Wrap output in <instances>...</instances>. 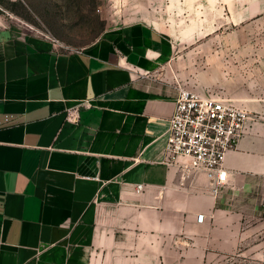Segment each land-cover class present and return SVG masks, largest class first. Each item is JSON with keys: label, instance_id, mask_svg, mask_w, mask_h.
Segmentation results:
<instances>
[{"label": "crops", "instance_id": "0c3cea01", "mask_svg": "<svg viewBox=\"0 0 264 264\" xmlns=\"http://www.w3.org/2000/svg\"><path fill=\"white\" fill-rule=\"evenodd\" d=\"M174 46L139 22L80 49L0 26V264L264 259L263 118L247 116L218 195L163 161Z\"/></svg>", "mask_w": 264, "mask_h": 264}, {"label": "rangeland", "instance_id": "374dc122", "mask_svg": "<svg viewBox=\"0 0 264 264\" xmlns=\"http://www.w3.org/2000/svg\"><path fill=\"white\" fill-rule=\"evenodd\" d=\"M161 30L174 46L169 66L181 88L231 99L264 119V0H0V26L92 45L128 23ZM225 264H264L234 255Z\"/></svg>", "mask_w": 264, "mask_h": 264}, {"label": "built area", "instance_id": "2783aa9c", "mask_svg": "<svg viewBox=\"0 0 264 264\" xmlns=\"http://www.w3.org/2000/svg\"><path fill=\"white\" fill-rule=\"evenodd\" d=\"M80 106L67 110V122L77 121ZM247 116L246 110L227 97L178 86L164 134V163L182 172L204 173L212 194H220L228 181L226 155L244 134ZM142 188L136 185L137 190ZM202 219L203 215L197 217L199 222Z\"/></svg>", "mask_w": 264, "mask_h": 264}]
</instances>
